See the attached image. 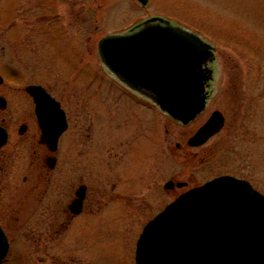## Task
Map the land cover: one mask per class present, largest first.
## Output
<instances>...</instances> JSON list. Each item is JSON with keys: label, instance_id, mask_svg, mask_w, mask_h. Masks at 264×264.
Instances as JSON below:
<instances>
[{"label": "rangeland", "instance_id": "1", "mask_svg": "<svg viewBox=\"0 0 264 264\" xmlns=\"http://www.w3.org/2000/svg\"><path fill=\"white\" fill-rule=\"evenodd\" d=\"M152 17L214 47L209 68L215 80L207 107L187 126L152 105L124 117L120 102L98 99L129 92L104 70L100 40ZM0 75L10 85L18 77L20 87L47 86L66 102L73 124L82 108L84 139L82 146L74 141L68 149L69 172L78 171L81 149L82 175H97V210L59 235L64 237L51 244V258L22 264H135L142 229L185 192L164 189L169 180L190 189L229 175L264 196V0H148L146 7L136 0H0ZM214 111L225 118L222 130L204 146L190 148L188 140ZM115 124L123 128L111 132ZM256 124L262 126L261 137ZM75 134L71 127L68 140ZM111 184L128 193L127 201L112 202L124 207H111Z\"/></svg>", "mask_w": 264, "mask_h": 264}, {"label": "water", "instance_id": "2", "mask_svg": "<svg viewBox=\"0 0 264 264\" xmlns=\"http://www.w3.org/2000/svg\"><path fill=\"white\" fill-rule=\"evenodd\" d=\"M136 1L148 5V0ZM98 53L108 73L175 122L189 125L204 112V84L213 80V72L204 66L215 57L214 47L197 34L152 17L125 33L104 37ZM27 92L36 102L43 137L54 149L66 128L64 114L41 87H28ZM223 125V115L214 112L188 145L203 146ZM172 188V182L164 186ZM82 199L79 191L71 205L74 214L80 213ZM7 252L0 229V264ZM135 264H264V196L229 176L185 192L144 227Z\"/></svg>", "mask_w": 264, "mask_h": 264}, {"label": "flooded vegetation", "instance_id": "3", "mask_svg": "<svg viewBox=\"0 0 264 264\" xmlns=\"http://www.w3.org/2000/svg\"><path fill=\"white\" fill-rule=\"evenodd\" d=\"M209 69L208 65L205 70ZM0 77V229L8 243V252L1 264H7L12 259L22 264L19 261L24 259L51 258L48 253L51 244L58 237H64L59 235L66 233L69 225L80 221L86 213L97 210V175L91 179H85L82 175L79 168V164L83 162L81 149L76 154L78 163L76 161L75 164H78L76 166L78 171L69 172L71 158L68 155V149L74 141L82 146L84 139L82 108L76 109L77 116L73 124L66 102L50 91L47 86L38 84L20 87L18 77L11 78L13 85H10L5 77L1 75ZM213 82L205 83V92L209 96L213 89ZM31 86L41 87L50 98L59 104L64 114L66 128L60 134L54 149L43 137L36 114V102L27 92V88ZM78 99L83 100V98ZM98 99L99 101L105 99L103 102L108 101L112 104L120 102V112L124 117L133 115L134 108L140 107L143 111H149L151 108L146 98L132 91L127 92V97L125 95L113 97L104 94ZM77 105H80V102ZM152 107L159 111L154 106ZM99 115H101L100 111ZM102 115L105 114L102 113ZM71 127H74L76 134L73 139L68 140ZM117 128H123V126L115 124L110 131L114 132ZM262 131V126L256 124L258 136ZM106 139L107 137L102 134L101 141L105 143ZM114 159L116 160L117 157ZM125 174L120 175L126 178ZM169 181L173 183L170 191L177 189L178 183L185 184L181 188L182 191L192 189H187V183ZM112 184L109 195L110 205L114 200L127 201L128 193L117 190L115 184ZM79 191L83 192L81 211L79 214H74L71 205L77 200ZM100 195L103 196L102 192ZM69 196H72L70 201ZM104 200L100 199V202ZM117 205L124 207L119 203H113L111 207L114 209ZM88 216L93 218L91 214ZM92 221L89 220V222ZM41 248L45 251H35Z\"/></svg>", "mask_w": 264, "mask_h": 264}]
</instances>
